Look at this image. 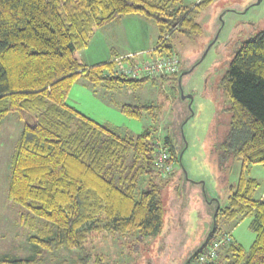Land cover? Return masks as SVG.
<instances>
[{
  "label": "trees",
  "instance_id": "16d2710c",
  "mask_svg": "<svg viewBox=\"0 0 264 264\" xmlns=\"http://www.w3.org/2000/svg\"><path fill=\"white\" fill-rule=\"evenodd\" d=\"M214 1L188 5L184 0H0V123L11 112L22 121L7 197L24 209L22 222L34 225L35 219H42L38 231L28 237L38 250L82 249L91 230L133 233L142 240L161 228L165 208L153 165L160 148L153 142L154 131L119 136L66 100L78 77L107 89L170 78L178 85L183 69L135 79L105 74L117 55L87 66L76 52L88 45L95 28L128 14L154 22L158 39L168 35L169 41L175 31L198 34L202 28L196 16ZM221 82L230 114L222 145L242 160V169L227 204L215 213L213 231L187 264L229 232L219 227L220 219L236 222L248 215L255 233L249 250L234 239L209 264H264V195L254 197L258 182L245 174L250 164L264 165V30L240 42ZM119 109L140 119L153 106L124 103ZM162 142L170 161H177L180 150L168 136ZM143 174L149 176L147 188L139 190L138 177ZM91 258L82 251L78 263L88 264ZM30 261L0 259L10 264ZM93 264H104L103 256L93 257Z\"/></svg>",
  "mask_w": 264,
  "mask_h": 264
},
{
  "label": "rangeland",
  "instance_id": "374dc122",
  "mask_svg": "<svg viewBox=\"0 0 264 264\" xmlns=\"http://www.w3.org/2000/svg\"><path fill=\"white\" fill-rule=\"evenodd\" d=\"M184 1L189 5L199 0ZM257 1L215 0L196 16L200 33L187 36L175 31L169 37L170 46L165 51L177 53L183 71L193 67L183 74L180 86L171 78L135 88L107 89L84 77L72 84L66 103L81 113L119 136L134 137L146 129L154 131L153 142L160 147L168 136L180 150V160L178 155L177 161H172V171L157 179L162 183L165 213L161 228L153 235L139 240L133 233L91 230L86 233L82 249L38 250L28 237L38 231L42 219H35L34 225L22 222L24 209L7 197L10 156L22 121L17 112H11L0 123V259H31L21 264H79L85 251L92 257L88 264H93L96 255L103 256L104 264H184L211 230L218 205L227 204L242 169V160L222 145L230 114L229 98L221 81L240 42L264 30V0ZM157 34L154 22L128 14L95 28L88 45L76 54L88 66L92 58L108 57L111 47L121 52L119 55L133 53ZM135 54L138 59L147 56V52ZM182 94H191L192 100ZM124 103L152 105L153 111L140 119L128 117L119 109ZM245 174L258 182L254 197L262 198L264 165L250 164ZM148 178L147 174L138 177L139 190L147 188ZM250 221L249 215L236 222L220 219L219 227L231 231L247 252L255 237Z\"/></svg>",
  "mask_w": 264,
  "mask_h": 264
},
{
  "label": "built area",
  "instance_id": "2783aa9c",
  "mask_svg": "<svg viewBox=\"0 0 264 264\" xmlns=\"http://www.w3.org/2000/svg\"><path fill=\"white\" fill-rule=\"evenodd\" d=\"M168 37L160 38L154 47L150 50L136 52L145 53L147 56L138 59L135 53L116 56L112 62L113 66L110 71L106 70L105 74H120L130 78L141 77H162L173 75L179 70L180 60L176 52L165 51ZM163 52V53H160ZM111 61V60H110ZM166 148L160 147L153 158L154 169L159 175H166L172 171V161ZM234 238L231 232H224L217 239L212 240L207 246L204 253L199 254L194 261L189 264H209L217 258L218 251L233 243Z\"/></svg>",
  "mask_w": 264,
  "mask_h": 264
},
{
  "label": "crops",
  "instance_id": "0c3cea01",
  "mask_svg": "<svg viewBox=\"0 0 264 264\" xmlns=\"http://www.w3.org/2000/svg\"><path fill=\"white\" fill-rule=\"evenodd\" d=\"M125 16V15H124ZM140 16V15H139ZM122 17V16H121ZM120 18V17H119ZM118 18V19H119ZM144 18V17H143ZM118 19H116L117 21H118ZM93 33H94V31H93ZM93 33H92V35H93ZM158 35L159 34H157L155 37H154V39H153V36H151L149 39H147L148 41H147V43L145 44V46L144 47H141V48H138L137 50H135L133 53H136V52H140V51H147V50H150L152 47H154L155 46V44H156V42H157V40H158ZM120 39H122V38H120ZM124 39V38H123ZM109 55H108V57L107 56H104V57H102V58H100V59H94V58H92V61H90L89 63H91L90 65H88V66H93V65H97V64H101V63H104V62H106V61H108L110 58H112L114 55H119V53H121V52H118V51H116L115 49H114V47H111L109 50ZM129 53H132V52H129ZM129 53H127V54H129ZM126 54V53H125ZM76 57H77V54H76ZM78 58V57H77ZM79 60V59H78ZM80 61V60H79ZM81 62V61H80ZM83 63V62H82ZM84 64V63H83ZM79 78V77H78ZM72 106V105H71ZM74 107V106H73ZM21 131V130H20ZM19 134H20V132H19ZM19 136V135H18ZM17 140H18V137H17V139L15 140V144H14V148L13 149H15V146H16V143H17ZM13 152H14V150H13ZM12 155H13V153L11 154V156H10V159H11V157H12ZM235 238V237H234ZM237 241V240H236ZM239 243V242H238Z\"/></svg>",
  "mask_w": 264,
  "mask_h": 264
},
{
  "label": "water",
  "instance_id": "95a60500",
  "mask_svg": "<svg viewBox=\"0 0 264 264\" xmlns=\"http://www.w3.org/2000/svg\"><path fill=\"white\" fill-rule=\"evenodd\" d=\"M260 2V0H258L257 1V3H259ZM197 64V63H196ZM195 65V64H194ZM192 68L193 67H191L190 69H188V70H184V71H182V73L180 74V78H181V76H183V74H185V73H187V72H189L190 70H192ZM180 78H179V81H178V86H180ZM182 97H188L190 100H192V95L191 94H188V95H181ZM179 160H180V155H179ZM218 207H219V205H218ZM218 207H217V209H218ZM217 209L215 210V213H216V211H217ZM215 213H214V215H213V225H212V228H211V231H213V229H214V218H215ZM210 233H208L207 234V236L209 235ZM206 236V238H205V241L207 240V237ZM193 254H195V253H193ZM192 254V255H193ZM192 255L191 256H189L188 257V259H186V261H185V263L184 264H187L188 263V261L191 259V257H192Z\"/></svg>",
  "mask_w": 264,
  "mask_h": 264
}]
</instances>
